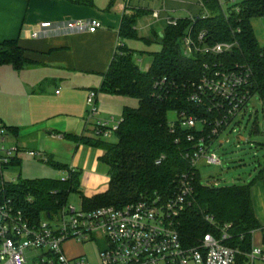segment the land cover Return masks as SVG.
<instances>
[{"label": "trees", "instance_id": "trees-1", "mask_svg": "<svg viewBox=\"0 0 264 264\" xmlns=\"http://www.w3.org/2000/svg\"><path fill=\"white\" fill-rule=\"evenodd\" d=\"M204 1L210 16L200 19L186 17L179 19L175 26L168 24L159 38L162 49L151 53L153 59L147 71L141 70L135 62L134 50L125 44L118 46L100 89L136 98L139 105L125 106L123 121L115 133L114 142L97 137L70 136L78 143L103 149L100 161L108 167L110 174L107 191L92 198L82 194L86 209L102 206L120 208L140 200L144 195L168 196L172 193L177 176L188 171V163L182 153L192 148L193 144L187 140L192 130L179 123L176 130L171 131L169 112L186 110L190 114L198 110L187 100V85L201 78L206 63L250 65L253 69L251 94L260 96L264 110V46L260 45L252 25L253 18L264 17V0H241L227 11L221 7V0ZM137 15L123 18L120 38L151 42V38L138 36L135 28ZM191 27L195 32H206L212 41L238 40L239 46L226 55L197 53L187 57L183 53L181 40ZM25 54L26 50L18 40L0 43V65L11 64L20 71L28 64ZM162 80L164 84L161 89L156 83ZM64 168L67 169V166L60 167ZM79 176L77 170L67 180L19 179L16 183H7L6 193L29 222L37 224L49 212L61 207L72 193H82ZM253 181L215 187L204 185L197 176L194 201L180 216L178 223L184 245L196 246L206 234H219L216 224H230L227 230L230 236L224 243L239 251V263L246 262L247 254L253 248V233L262 228L251 197Z\"/></svg>", "mask_w": 264, "mask_h": 264}, {"label": "built area", "instance_id": "built-area-1", "mask_svg": "<svg viewBox=\"0 0 264 264\" xmlns=\"http://www.w3.org/2000/svg\"><path fill=\"white\" fill-rule=\"evenodd\" d=\"M202 12L189 17H209L210 10L204 0H198ZM230 0H221V7L227 11L238 2L225 6ZM128 11L131 0H122ZM152 20L160 19L161 10L151 12ZM179 19L168 18L169 25H177ZM103 26L97 19L43 22L33 37H40L47 29L59 32L89 31L96 32ZM239 46L238 40L212 41L204 31L195 32L189 28L181 40L185 56L197 53L210 56L226 55ZM253 69L248 64L237 63L228 66L221 62L206 63L201 78L187 85V100L198 110L188 113L186 110H172L175 115L170 119L172 129L176 125L192 130L187 140L192 148L182 153L188 163V171L182 172L175 180V188L168 196L156 194L144 195L140 200L123 207L102 206L86 209L80 197V205L69 199L56 211H51L37 224H32L22 210L15 207L6 193L8 182L16 183L18 178L6 180L4 170L17 156L20 148L5 146V129L0 123V264H92L85 255L70 256L65 244L69 241L85 243L102 236L106 246L99 251L101 264H264V243L253 245L248 260L237 261L239 251L224 243L229 238L230 224L219 226V234H206L198 245H184L179 232V218L194 201V183L197 176L207 186H223L217 182H203L201 165H221L222 159L211 147L216 142L221 145L229 142L222 134L236 117L245 111L250 99ZM164 80L156 85L162 86ZM58 92V91H57ZM96 92L90 91L87 97L88 121L95 122V136L110 138L115 135L123 119L97 118ZM169 112V113H170ZM32 158L50 162L49 154L44 150H28ZM75 167L64 170L60 179L67 180L76 172ZM236 184V183H234ZM233 185V184H230ZM73 194V193H72ZM71 196V195H70ZM34 251H40L31 255ZM30 254V255H28Z\"/></svg>", "mask_w": 264, "mask_h": 264}, {"label": "crops", "instance_id": "crops-1", "mask_svg": "<svg viewBox=\"0 0 264 264\" xmlns=\"http://www.w3.org/2000/svg\"><path fill=\"white\" fill-rule=\"evenodd\" d=\"M141 1L131 0L126 11L122 0H0V43L18 40L28 60L20 71L11 64L0 65V123L11 128L5 127V140L10 132L20 150H44L55 168L75 167L80 173V197L92 198L107 191L110 174L100 161L103 149L78 143L70 136L96 137L95 122L88 121L90 91L97 94V118H122L128 106L126 96L100 88L118 46L125 44L119 35L123 18L140 12L138 20L143 14L137 5ZM89 19H97L103 26L94 33L51 28L33 37L43 22ZM135 28L138 32L137 24ZM153 34L142 38L154 39L157 34ZM152 59V55L151 61L139 58L137 64L144 63L141 70L147 71ZM10 165H22L18 154ZM252 180L253 207L262 225L253 233V245H259L264 243V166Z\"/></svg>", "mask_w": 264, "mask_h": 264}, {"label": "rangeland", "instance_id": "rangeland-1", "mask_svg": "<svg viewBox=\"0 0 264 264\" xmlns=\"http://www.w3.org/2000/svg\"><path fill=\"white\" fill-rule=\"evenodd\" d=\"M239 1L241 0H230L225 6H230ZM137 5H139L138 8L143 9V14L136 22L138 36L140 38L153 37V33H156L157 37L151 42H146L142 39H125V44L135 51L134 60L136 63L139 58L151 61L149 53L159 52L162 49L159 36L167 27L168 18L181 19L189 17L190 14L196 16L202 12V7L198 0H142ZM153 10H161V16L159 20L151 23L152 16L149 15V12ZM252 25L260 45L264 46V17L253 18ZM138 63L140 68H145L144 63L140 61ZM123 99L126 105L130 107L139 105V101L136 98L123 97ZM169 118H175L173 112L169 113ZM227 138H229V142H225L222 145L216 142L211 147V150L217 152L222 159L221 165L200 164L203 182H211L213 184L217 182L219 185L245 184L258 176L259 170L264 166V110L263 102L259 95H254L250 99L245 111L236 117L234 125H231L223 132L222 139ZM104 140L114 142L116 141V136L104 138ZM15 143V137L8 132L4 143L5 146H15ZM0 144H3L1 138ZM18 155L22 159V165H9L4 170V178L8 181L18 178V176H20V179H60L64 176V171L60 168H55L51 163L30 157L27 149L20 150ZM69 202L79 206L80 194H71ZM64 246L70 256L85 255L92 264H101L99 251L105 248L106 243L102 236H99L97 240L91 242L77 243L69 241ZM37 253H40V251H34L30 254L36 255ZM32 259V257L29 258V264H33Z\"/></svg>", "mask_w": 264, "mask_h": 264}, {"label": "water", "instance_id": "water-1", "mask_svg": "<svg viewBox=\"0 0 264 264\" xmlns=\"http://www.w3.org/2000/svg\"><path fill=\"white\" fill-rule=\"evenodd\" d=\"M197 18L200 19V16H198Z\"/></svg>", "mask_w": 264, "mask_h": 264}]
</instances>
